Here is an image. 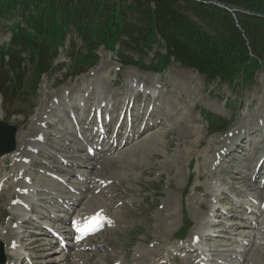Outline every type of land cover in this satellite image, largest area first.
I'll return each instance as SVG.
<instances>
[{"label":"rangeland","instance_id":"1","mask_svg":"<svg viewBox=\"0 0 264 264\" xmlns=\"http://www.w3.org/2000/svg\"><path fill=\"white\" fill-rule=\"evenodd\" d=\"M21 21V16L17 12L0 17V120L15 125L18 133L21 134V138L17 137L18 141L24 139L18 142L21 146L18 151L14 150L13 154L9 153L11 155L0 156V180L3 181L6 178V184L3 185L6 189L0 192V241L3 242L5 249L9 244H13L14 240L18 245L22 244V247L13 249L12 253H6L7 260L15 258L11 255L21 257L25 254L29 256V262L32 264H115V262L119 264V261L122 264H149L150 262L157 264L154 259L159 256L158 261L163 264H192V260L182 255L176 256L177 258L172 255L167 256V250L171 246L178 248L181 243L189 242L194 233L201 234L202 229L208 227L205 222L212 213L214 201L223 197L221 196L223 192L230 190L235 192V197L229 196V200L222 203L224 212L218 211L220 216L213 221L215 223L213 234L219 235L213 237L214 244H219L214 248L222 249L221 244L227 243V236H231L237 239L233 243L237 252L231 264L236 263V260H239L240 264H264V239H257L258 242L263 243L259 246L250 245L253 236L259 232L250 221L254 223L262 219L260 222L264 225V214L259 216L253 212H245L231 202V199L243 198L245 188L241 187L238 181L235 183L230 177L244 172L243 165L246 163L244 156L238 154V158H235L234 153L230 152L229 155L225 153L218 166L214 158L215 148L222 142L229 141V133H232L241 122H264V61L258 63V66L255 62L248 64V60L239 65L242 69L233 76L239 81L243 77L247 78L242 86L238 84L239 81L236 84H229L228 81L218 79L206 81L196 69L186 68L171 57L168 62L161 60L160 57L156 58L150 65L149 61L155 52L166 53L163 39L158 34L156 38L160 39L159 42H153L149 48H142L143 57H138L137 54L131 56L130 53L127 54L129 57L127 58L123 53L117 54L119 58L136 62L135 66L122 65L118 61L114 55L116 47H121L118 41L100 44L97 51L98 64L84 73L88 74V84L96 87L98 93L110 101V106L122 105L125 96L135 94L128 84L134 81L150 92L153 90L152 98L157 94L160 95L145 104V108L149 104V107L152 105V107L163 108L159 115H151L149 121L144 115L143 121L141 120L136 127L137 130L143 126L148 127L157 119L164 121L155 128H151L147 135L134 136L132 142L119 151L106 154L107 151L104 153L106 155L102 156L89 170L84 167L74 170L80 174L93 173L97 178L107 180V186L103 189V185L98 182H95V186L92 185L93 183L82 180L80 184L76 183L78 188L83 189L80 196L84 197L76 213L73 214L83 216L99 206H104L108 210L116 221L109 230L95 240L104 245L103 250L92 251L84 247V249H71L69 252L61 251L55 242L49 243L54 241L53 239L43 234L47 250L39 251L43 246H34L32 243L37 236L33 233L37 231L36 223L34 225L17 223L22 216L17 215V213L20 214V210L17 209L14 199L17 193L14 189L16 182L12 175H15L19 168L15 167V163H19L18 160L21 158L19 152L27 158L38 159L22 149L25 140L30 138V135L34 133H31L33 130L39 129L38 116L47 117L50 106H53V100H61L63 92L73 85L80 86L84 74L66 79L64 69L54 73L50 68L48 72L47 58L54 53V48L28 50L27 55L20 53L12 55L11 58L7 57L4 54L6 48L10 50L11 43L19 40L18 34L13 33L16 25ZM34 28L31 25L22 27L31 38L26 39L25 44L18 47H39L34 38L36 34ZM70 35L73 34L69 32ZM75 41L76 47H79V40ZM68 42L69 37L65 45H68ZM57 47H61L60 44ZM104 47L114 48L110 51ZM80 59L85 60L81 56ZM58 60H67L63 52L60 53ZM8 66L11 73L8 72ZM156 68L163 71L153 72L152 69ZM42 72L45 73L42 75ZM8 79L10 84H7ZM114 83L117 84L114 85ZM141 97L144 98L143 95ZM142 104L143 102H138L139 106L135 107L136 112L144 108ZM118 111L113 113L117 114ZM203 111L219 116L222 122L230 121L228 127L223 129L225 132L220 133V129L213 134L210 133L214 128L208 126L201 117L204 114ZM188 127L190 130L187 129ZM261 130L262 128L258 127L255 134L248 138L251 140L260 138L258 132ZM46 131L56 132L54 128H48ZM245 151L253 152L249 150V145H246ZM39 159L47 163H55L51 158L43 159L41 156ZM36 167L31 165L27 169L31 172ZM38 169L43 170L44 167L39 166ZM30 177L37 180L40 175L36 173ZM42 182L45 183L44 180ZM230 184H234L233 190ZM256 185L262 186V181L256 182ZM213 186H215L214 189ZM0 187H2L1 184ZM250 192H259L264 197V189ZM36 197L32 198L33 202L37 203L38 199L34 200ZM38 197L48 198L43 194ZM32 198L28 199L32 200ZM43 212L46 214V210ZM64 214L66 215L63 211L62 215ZM49 221L47 219V222ZM12 222H16L19 226L14 227L15 224ZM184 223L186 226H182ZM66 224L62 225L64 233V230L70 229ZM188 227L185 239L177 240L180 237L179 234L186 231ZM11 232H16V235H11ZM20 232L25 234L24 238ZM67 241L72 243L70 239ZM38 243L41 244L42 240ZM161 251L163 253L159 255ZM178 252H181V249L176 251ZM242 252H245V257ZM69 253L72 256L65 259ZM31 263L23 260L19 264Z\"/></svg>","mask_w":264,"mask_h":264},{"label":"trees","instance_id":"2","mask_svg":"<svg viewBox=\"0 0 264 264\" xmlns=\"http://www.w3.org/2000/svg\"><path fill=\"white\" fill-rule=\"evenodd\" d=\"M16 12L24 26L14 29L19 40L6 52L10 58L39 48L55 52L71 32L84 47L118 41L139 54L160 41L158 34L166 53L155 58L168 62L172 56L209 79L236 81L239 65L264 61V0H0V15ZM27 25L35 27L39 47H18L31 38L22 29Z\"/></svg>","mask_w":264,"mask_h":264},{"label":"bare ground","instance_id":"3","mask_svg":"<svg viewBox=\"0 0 264 264\" xmlns=\"http://www.w3.org/2000/svg\"><path fill=\"white\" fill-rule=\"evenodd\" d=\"M86 76V75H85ZM78 90H80V89H78ZM94 92V91H93ZM93 92H92V94H93ZM97 96H99V94H95L94 95V98H92L93 100L97 97ZM74 98V97H73ZM72 98V99H73ZM104 100V99H103ZM74 101V100H73ZM91 104L90 105H87L85 108H80L81 110H88V109H90L91 108ZM63 110H64V108H62L61 107V109H60V111L59 112H57V113H55L54 112V110H52L51 109V112H50V114H52V115H55V117L57 116V117H60V120H61V124H63L64 123V120L63 119H65V118H62V115H63ZM74 112H77V111H80L79 110V108H77V107H74ZM156 111H160V110H156ZM67 112V111H66ZM66 112H64V114H66ZM38 119H40V123H42V124H49V125H51V126H56V121H53V122H51V121H49V120H46L43 116H38ZM85 119H83V118H78V120H77V122L79 123V124H84L85 123ZM193 127V126H192ZM255 127V124L254 123H241L237 128V130H238V132L239 133H243L242 134V136H241V138L239 139V141L238 142H235V141H231V143L230 144H233V145H235V147H243V145L244 144H246L248 141H246V133H253L254 132V130H253V128ZM190 128H191V126H190ZM190 128L188 127L187 129L188 130H190ZM32 129H35V128H32ZM34 132V133H33ZM36 132V133H35ZM31 133H33L32 135H30V138H28V139H26L25 140V146H23V150H28V151H30V152H34L35 150L36 151H41L40 150V145H42V144H44V140L46 141V139L48 140V143H52L53 145L54 144H56L57 146H58V144H57V142H55V140H52V139H50V138H48V137H46V135H48L47 133H46V131H44V130H42V129H38L37 131L36 130H33ZM67 133H69V134H72V130H67L66 131V133L65 134H67ZM21 134L20 133H18V135H17V137L18 138H21V136H20ZM37 135V136H36ZM239 135H241V134H239ZM85 138H87V135L86 136H84ZM142 137V136H141ZM18 138H17V149L15 150V151H18L20 148H21V146H19L20 145V143L18 144V142H20V141H18ZM24 140V139H23ZM62 140H66L65 138H62ZM81 143H78L77 142V144H76V146H74V144H69L68 145V148H75V150L76 151H79L80 149H81ZM125 145V143L124 144H122L121 145V147L122 146H124ZM228 147H229V145H228ZM117 148L118 147H115V150H117ZM256 148V147H255ZM59 151H61V154H60V156H59V158H64V160H62V162H65V159H68L67 161H71V163H66L65 165H66V167L67 168H65V169H63V168H60V167H57V169L59 170V172H64V173H66V174H70L71 172H72V169L74 168V166H77L79 163H84V164H86V165H88V166H93L94 165V163L93 162H87V159H91V157H90V154L89 153H86V155H85V157L83 158V159H81V157H82V155L81 154H69L67 151H64L65 150V148H63V147H58L57 148ZM225 149H226V146H224V145H222L217 151H219V152H223V151H225ZM14 151V152H15ZM13 152V153H14ZM12 153V154H13ZM45 154H46V156H48V157H51V158H53V155H55V153H52L51 151H45ZM9 155H11V154H9ZM93 158H95V156L93 157ZM54 159V158H53ZM83 160L82 162H80L79 160ZM255 159V157H254V155H251V156H247V160H249V161H253ZM257 160V159H256ZM264 161V159H262L260 162H259V165H260V163H262ZM39 165V163L37 164V166ZM18 166L20 167V166H22L21 164H18ZM249 168H247V170H248ZM24 172V171H23ZM253 173V172H252ZM235 180H237V179H240V178H234ZM256 179V178H255ZM41 182V178H39L38 180H37V183H36V186L38 185V183H40ZM57 182V186L59 185H66V184H63L62 182H60L59 180H57L56 181ZM246 182V181H245ZM32 186H34V185H31V184H25L24 185V188L25 189H28L27 191H29V190H31V187ZM246 186L247 187H251V185L249 184V183H246ZM65 187V186H64ZM59 192H65L64 191V189H62V188H60L59 189ZM39 193H42V190H40L39 191ZM51 197V196H50ZM55 198L57 199V198H59L60 200H62V201H67V203H69V201H70V197H62V198H60V196L58 197H52V199H51V201H47V200H45V199H43V198H41V201H43V203H54V202H56L55 201ZM30 203H28V205H29ZM100 207H102V206H100ZM100 207H98V208H100ZM259 211L260 212H263V210H261V209H259ZM52 219H54L55 221H57L58 219L57 218H55V217H53V216H50ZM63 221V220H62ZM11 235H14V233H10ZM16 235V234H15ZM25 237V234H22V238H24ZM203 237H206V234H204V236ZM40 239L42 240L43 238L42 237H40V236H36L34 239H33V244H34V246H43V248H41V249H39V250H41V251H44V250H47V248L45 247L44 248V243L42 242L41 244H39L38 242L40 241ZM29 244H31V242L29 243ZM229 245H231V244H229ZM228 245V246H229ZM95 248L96 249H98L99 248V246L98 245H96L95 246ZM232 249H227V251H231ZM10 251H13V248H10L9 246L7 247V249H6V252H10ZM194 250H192V252H193ZM10 263V262H9ZM8 263V264H9Z\"/></svg>","mask_w":264,"mask_h":264},{"label":"water","instance_id":"4","mask_svg":"<svg viewBox=\"0 0 264 264\" xmlns=\"http://www.w3.org/2000/svg\"><path fill=\"white\" fill-rule=\"evenodd\" d=\"M15 127L0 122V154L7 153L15 147ZM4 263L2 245L0 244V264Z\"/></svg>","mask_w":264,"mask_h":264}]
</instances>
